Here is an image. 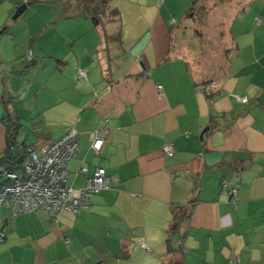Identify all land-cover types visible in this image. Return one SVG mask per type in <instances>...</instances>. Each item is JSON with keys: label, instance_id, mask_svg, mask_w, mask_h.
I'll list each match as a JSON object with an SVG mask.
<instances>
[{"label": "crops", "instance_id": "0c3cea01", "mask_svg": "<svg viewBox=\"0 0 264 264\" xmlns=\"http://www.w3.org/2000/svg\"><path fill=\"white\" fill-rule=\"evenodd\" d=\"M10 1L0 14V158L9 121L20 126L17 142L38 151L76 122L80 149L67 185L85 187L97 167L117 181L58 221L0 206V264H264V0L250 1L257 14L221 16L233 45L225 66L204 69L184 38L174 44L184 32L164 12L167 0H108L101 20L93 9L102 0H64L93 12L9 31L21 5ZM61 21L78 28L83 53ZM99 127L105 145L95 153Z\"/></svg>", "mask_w": 264, "mask_h": 264}, {"label": "built area", "instance_id": "2783aa9c", "mask_svg": "<svg viewBox=\"0 0 264 264\" xmlns=\"http://www.w3.org/2000/svg\"><path fill=\"white\" fill-rule=\"evenodd\" d=\"M28 57L32 58L31 52ZM78 75L86 77L87 70L80 68ZM235 98L244 103L248 102L247 96L236 95ZM105 132L104 127L95 129V138L90 148L93 152L99 153L102 150L105 145ZM80 139L81 132L75 122L61 138L43 146L40 151L27 147L22 163L18 162L17 154H5L1 157L0 206L8 205L14 216L45 211L55 221L65 211L79 214L88 209L92 196L113 187L117 179L110 177L106 168L97 167L87 178L85 187L74 188L67 185L70 173L68 165L80 149ZM164 152L170 156L175 155L174 145L166 144ZM87 172L86 164L78 170L82 174ZM223 186L228 188L227 180H223ZM229 192L234 195L238 193V189L229 188ZM5 236L6 231H1L0 238L4 239ZM230 264H240V260H232Z\"/></svg>", "mask_w": 264, "mask_h": 264}, {"label": "rangeland", "instance_id": "374dc122", "mask_svg": "<svg viewBox=\"0 0 264 264\" xmlns=\"http://www.w3.org/2000/svg\"><path fill=\"white\" fill-rule=\"evenodd\" d=\"M21 1L22 0H14V2H19V4L22 5L23 3ZM250 1L251 0H202L196 2V0H167L162 1L161 6L164 7L163 10L167 16H176L178 19L179 23L174 29L184 32L181 37L173 36L174 44L178 45L184 38L185 42H183V45L186 43L185 46L191 50L190 53L197 55V65L204 69L210 65L215 68L220 65L222 67L225 66L226 63L225 57L223 59V51L227 47L232 46L233 43L226 35V26L230 21H227V19H221V16L223 17V15L225 16L228 14L230 18L232 14L236 15L237 13L245 15L249 13H252L253 15L257 14V11L260 9L259 4L257 3L253 6ZM11 3L10 0H0V14H3L5 8H7L6 5L10 6ZM81 3L83 2L81 1L79 4H67L64 0L61 2L58 0H34L27 10L17 19H14L13 16L21 5L16 7V10L14 7V11L12 15H10L8 21H6L7 23L4 27H7V24H9L10 31L21 23L23 25L26 21H30L31 26H39V22L42 18H44L43 20L53 17L56 18L62 14H68L69 12L72 16H78L80 12H93L94 9L92 10L90 5ZM259 3L262 4L263 2L259 1ZM101 7L102 5H97L95 8L101 9ZM191 11L196 12L195 17L189 16ZM105 12H108L107 9ZM71 23L73 22L61 21L57 27L60 31L65 30L67 33H70V37L66 38L71 40L73 43L72 47L79 50L81 49L80 53H83L82 49L85 50L86 44L84 40L79 37L81 35H79L80 32L77 31L78 28L71 26ZM53 27H50L49 31H53ZM25 28L26 27L23 29ZM49 31L47 32L48 34H45L46 38H50L49 35H51L52 40L56 42L57 39L61 37L60 32L57 31L55 32V35L52 36V33ZM74 59H76L75 53Z\"/></svg>", "mask_w": 264, "mask_h": 264}, {"label": "trees", "instance_id": "16d2710c", "mask_svg": "<svg viewBox=\"0 0 264 264\" xmlns=\"http://www.w3.org/2000/svg\"><path fill=\"white\" fill-rule=\"evenodd\" d=\"M102 1L103 2H101V4H99V5H102L101 9H103V10H101L100 8H98V9L94 8V15L96 17L95 18L96 20H101L100 15L104 14L106 9H107V7L105 5V1H108V0H102ZM107 10H109V9H107ZM111 13L113 14V16H116V15L119 16L120 15L118 9L112 10ZM30 52L32 53V58H33L34 57L33 52L32 51H30ZM28 56H29V54H28ZM19 130H20V126H18L17 123L15 124L12 121L11 122L9 121V124L7 125V148H6L5 154H12V153L17 154L18 162L22 163L23 156H24V154H26V148L28 146H25L24 144H20L17 142V136H18Z\"/></svg>", "mask_w": 264, "mask_h": 264}, {"label": "water", "instance_id": "95a60500", "mask_svg": "<svg viewBox=\"0 0 264 264\" xmlns=\"http://www.w3.org/2000/svg\"><path fill=\"white\" fill-rule=\"evenodd\" d=\"M27 5H28V3H24L23 5H21V6L17 9V11H16L15 15L13 16V18H17V17H19V15H21V14L26 10Z\"/></svg>", "mask_w": 264, "mask_h": 264}]
</instances>
